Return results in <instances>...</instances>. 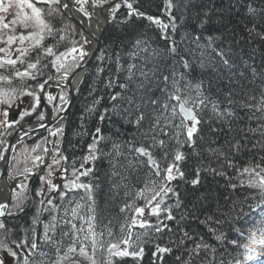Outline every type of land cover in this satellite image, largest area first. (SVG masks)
Wrapping results in <instances>:
<instances>
[{"label": "snow or ice", "instance_id": "1", "mask_svg": "<svg viewBox=\"0 0 264 264\" xmlns=\"http://www.w3.org/2000/svg\"><path fill=\"white\" fill-rule=\"evenodd\" d=\"M154 3L0 0V43L7 46L0 48L6 54L0 84L9 86L0 87V137L33 114L37 124L31 130L48 132L23 169L13 163H19L12 156L15 144L0 139L2 174L14 182L0 188V264H127L125 258L168 264L166 257L171 264H264V0H163L156 5L159 15L151 11ZM122 6V24L133 18L147 23L99 57L111 74L104 94L87 108L97 126L81 132L90 137L86 154L67 176L60 122L71 101L62 82L71 87L90 57V37L115 21ZM57 18L81 25L95 20L96 30L78 47L59 51L45 43L63 30L53 23ZM16 27L23 31L15 34ZM9 51L18 55L12 58ZM49 67L55 78L44 75ZM104 71L98 68V74ZM53 80L61 87L50 117L54 129L37 112V89L49 103L57 100L45 91ZM24 96L32 100L21 108L16 100L22 104ZM106 122L116 126L111 135L100 126ZM102 158L110 165L113 198L123 192L143 201L119 209L124 219L118 231L111 219L104 223L98 216L99 178L90 165ZM143 169V186L130 192L129 180ZM32 177L38 179L34 188Z\"/></svg>", "mask_w": 264, "mask_h": 264}, {"label": "trees", "instance_id": "2", "mask_svg": "<svg viewBox=\"0 0 264 264\" xmlns=\"http://www.w3.org/2000/svg\"><path fill=\"white\" fill-rule=\"evenodd\" d=\"M163 0H155L154 5L151 8V11L155 15H159V13L156 11V5H159L162 7ZM127 9L123 6L121 7L120 11L116 14L117 19L113 21L112 23H109L104 30L99 49L96 54V58L88 68V70L85 72L84 77L82 79L83 83L80 84L79 89L77 91L75 100L73 101V104L70 108V111L66 117V123L64 128V135L61 142V152L63 155L68 157V163L64 166L68 168V172L65 174L67 176H71L72 172V163L75 162L77 166L80 163V157L84 154H86V145L90 142V137L81 135V132L83 128L94 130V127L97 126V121L94 119V117L90 116L87 112V108L91 105L93 97L94 96H100L103 95L105 92L104 82L106 81V78L108 75L111 74V66L105 61L100 59L104 53L105 50H108L109 53H111L112 48L115 46V42H118V38H124L126 35L128 37H134L135 35L139 34L142 31V26L146 24V21L142 20H133V22H129V24L125 25L122 24L120 21L124 18V15L126 14ZM53 23L56 25L57 28H60V25L66 24L65 26H68L69 28V20L64 19L63 21L60 20V18H57L53 20ZM63 29V28H60ZM63 31H60L57 35L56 39L47 38L45 43L49 46L56 45L59 51H63L64 49H67L66 45V35L64 36ZM78 28L76 25H72L70 27V41L73 42V44H76L77 41L80 43L82 42L81 36ZM152 33L149 32V35ZM59 35H63L65 38L62 41H59ZM75 46H79L76 44ZM34 59V57H31ZM50 59H54L50 58ZM26 65H20L17 64V68L23 69ZM103 67L105 69L104 73L98 74V68ZM43 73L45 76L52 75L53 77L56 76L55 70L49 68H44ZM7 74V73H3ZM14 84H19L18 80L13 81ZM29 84L35 85L36 81H28ZM0 87H9L8 85L0 84ZM38 94L40 95L39 90L37 89ZM106 102V101H105ZM103 103V102H102ZM35 119V114L30 117H26L22 123L29 122ZM105 132V135H111L115 129L116 126L112 125L111 123L106 122L104 125H100ZM9 137V136H8ZM42 137H44V133L39 134L35 139L31 140L30 142H27V144H34L36 141L38 143H42ZM7 138V137H6ZM40 140V142H39ZM26 144V145H27ZM43 146V145H42ZM106 150H110V145ZM94 167V176L98 177L99 179L94 181L95 183H98L100 187L96 190V198H97V206H98V216L101 220H103L104 223H107L109 219L113 221V227L114 230L118 231V222H122L124 219V216L120 214L119 209L124 206L125 202L127 203H137L141 204L143 201L136 199L135 201L131 198V195L128 197H125L123 195V192L120 196L113 198V192L111 189V181L109 179V173H110V165L108 163L107 158H102L101 160H98L95 162L94 165H90ZM147 171V169L141 170L140 173H138L136 176H134L131 180H129V190L130 192L134 191L135 186H143L141 181L143 179H146L144 173ZM85 180H88L90 178H83ZM61 182V181H60ZM59 182V183H60ZM38 183L37 177H32L31 181L29 182V187L34 188ZM29 204H31V201H29ZM31 214V209H29V215ZM146 217L145 219H147ZM8 222L11 223H24V220L28 219V216L24 217V220H19V218H16L15 220L13 218H6ZM142 229H134V232H140ZM164 241H161L163 243ZM127 261V264H134V262L131 260V258H125ZM168 260V264H171V258L166 257Z\"/></svg>", "mask_w": 264, "mask_h": 264}, {"label": "rangeland", "instance_id": "3", "mask_svg": "<svg viewBox=\"0 0 264 264\" xmlns=\"http://www.w3.org/2000/svg\"><path fill=\"white\" fill-rule=\"evenodd\" d=\"M5 15L4 13H0V16H3ZM66 25V24H65ZM64 24L60 25V28H63L65 31H63V34L64 36L66 35V38H67V41H66V45H67V49H70L72 48L73 46H75L76 44H73L72 41H70V27L72 25H76L73 21L69 20V28L68 26H65ZM76 27L78 28V26L76 25ZM107 27V26H106ZM105 27V29H106ZM79 32L81 33V30L78 28ZM23 31V29L19 28V27H16L15 29V34H18L19 32ZM9 34H13V33H9ZM81 36V39H82V42L83 43V36ZM6 38V37H5ZM101 41V40H100ZM20 46L17 42V44H14L11 46V48H16ZM25 47H30V42H26V44L24 45ZM0 48H6L7 49V46L4 44V43H0ZM99 49V48H98ZM65 50V49H64ZM63 50V51H64ZM9 55H12V53L9 51L8 52ZM5 52H0V58H5ZM15 55H18V53H16ZM15 55H12V58H15ZM70 59V58H69ZM56 77V76H55ZM54 77V78H55ZM52 83H55V80L53 81H50ZM45 91L47 93H50L52 96L54 97H57V100L53 101L52 103H49L46 99V96H45V93H40V97H41V100H40V108L37 109V112H40V111H43L45 113V109H44V105H43V101L42 99L45 101V103L47 104V106H49V108L51 109V114H52V109L54 107V105L56 104H59V100H58V96L61 94V87H58V86H51V85H47L45 87ZM64 92L67 93L66 89L64 88ZM42 94V95H41ZM32 100L31 97H28V96H24L23 97V101L24 103H20V100L17 99L16 100V104H20V107L23 108V107H29L30 106V101ZM4 107V105H0V108ZM12 113L13 114H16L19 110L15 107V105H13V108H12ZM32 121H36V119L32 120ZM24 123H20L19 125L16 126L15 129H10L9 131L13 134L15 132V130H17L20 126H22ZM11 134V135H12ZM41 134V133H40ZM11 135H7V136H3V137H0V139H5L7 142L8 140L10 139ZM9 136V137H8ZM38 136V135H37ZM37 136L31 138L30 140L24 142L23 144H21L17 149H16V152H15V157H17V160L19 161V163H16V161H13V163L16 165V168H19V169H23V167L25 166L24 165V161L26 158L28 157H31V156H34L36 155V153H33L31 152V148L32 147H35V145L38 143L37 141L34 143V144H27V142H30L31 140L35 139ZM7 137V138H6ZM50 139H56V138H52V137H49ZM63 138V137H62ZM40 142V140H39ZM27 144V145H26ZM43 145V144H42ZM44 146V145H43ZM42 146V147H43ZM49 148L52 147V145H48ZM25 149H28L27 152H25ZM40 150L38 149V152ZM28 166L31 167V162L29 161L28 163ZM10 171L13 173V175L16 174L15 172V169L14 168H10ZM57 176H59V173L57 174ZM55 183H59L60 180L57 178L54 180ZM14 186V184H13ZM147 216H145L146 218Z\"/></svg>", "mask_w": 264, "mask_h": 264}, {"label": "water", "instance_id": "4", "mask_svg": "<svg viewBox=\"0 0 264 264\" xmlns=\"http://www.w3.org/2000/svg\"><path fill=\"white\" fill-rule=\"evenodd\" d=\"M74 22V21H73ZM75 23V22H74ZM79 29L81 30V33H86V29L83 27V25L81 24H77L75 23ZM104 30H105V27H104ZM103 30V32H104ZM103 32H100L98 37V41L96 39H93V49H95V57H96V54H97V51H98V48H99V45H100V40H101V37H102V34ZM87 34V33H86ZM90 39H92V37H90ZM92 50L90 51V57H86L85 58V62L84 64L82 65V70H78L80 71V75L76 76L75 77V80L72 81V84H71V87H68V81H64V84H62V86L64 88H66L67 90V93H68V96H69V99L71 101V103L69 105H65V108L67 109V111L65 113H62V115H64L65 119L70 111V108L73 104V101L75 100V97H76V94H77V87L76 85L79 84L80 86V81L83 79L84 77V74L85 72L88 70V68L90 67V65L92 64V62L94 61L95 58H91V53H92ZM69 80H72V77L70 76L69 77ZM75 81H77L76 85H74ZM49 84H51L49 82ZM51 85H55L56 86V83L55 84H51ZM43 104H44V108H45V114L46 116L49 117V119H47L44 123L48 124L50 128H55L57 125L51 121L50 117H51V113L47 107V105L45 104V102L43 101ZM65 120L64 121H61L60 123H63L64 124ZM37 124V121H33V122H27L25 124H23L22 126H20L17 130H15V132L11 135L10 139H9V143H12V144H15V149H17L21 144H23L25 141H28L30 140L32 137H34L35 135H38L39 133L41 132H45V137L48 136V132L45 131V129L43 128H39L37 129L36 131H32V127L34 125ZM25 132H28V135H25ZM17 136H20V137H23L22 140H19L17 141ZM16 152V150H15ZM15 152L12 153V156H15ZM10 171V169H9ZM4 172V169H3V166L0 167V182L4 181L6 185L8 184H14L13 181L11 180H8L5 178V176L2 174Z\"/></svg>", "mask_w": 264, "mask_h": 264}, {"label": "bare ground", "instance_id": "5", "mask_svg": "<svg viewBox=\"0 0 264 264\" xmlns=\"http://www.w3.org/2000/svg\"><path fill=\"white\" fill-rule=\"evenodd\" d=\"M89 25H90V27H89ZM83 27L87 30L86 31V33H83V40H84V37L86 36V35H88V33L89 32H92V31H94V30H96V23H95V20H92V21H87V20H85V22L83 23ZM79 28V27H78ZM99 31H96V36H98L99 35ZM96 36H92V40L93 39H96ZM88 48H89V51H91L92 50V48H93V43H91L90 45H88L87 46ZM76 83H77V81H75V83H74V85H76ZM51 84H52V82H51ZM54 84V83H53ZM62 84H64V81L62 82ZM51 86H54V85H51ZM66 89V88H65ZM67 91V90H66ZM68 94V93H67ZM49 108V107H48ZM66 120V119H65ZM48 146V145H47ZM2 165H0V167H1ZM0 188H2V189H5V190H7L6 189V184H5V182L4 181H2V182H0Z\"/></svg>", "mask_w": 264, "mask_h": 264}]
</instances>
